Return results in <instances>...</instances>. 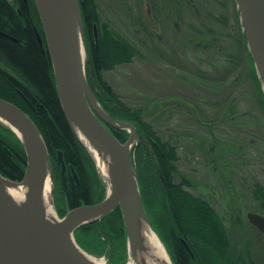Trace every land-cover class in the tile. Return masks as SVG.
<instances>
[{"label": "trees", "instance_id": "1", "mask_svg": "<svg viewBox=\"0 0 264 264\" xmlns=\"http://www.w3.org/2000/svg\"><path fill=\"white\" fill-rule=\"evenodd\" d=\"M179 1L181 4L187 2ZM194 1L199 6L196 2L198 0ZM80 5L88 47L86 72L89 84L107 112L116 119L136 125L144 138V142L137 143L133 149L142 199L153 227L165 243L174 263L264 264L255 257L249 246L235 252L231 233L217 207L189 189L192 183L184 176L182 180H177L181 156L178 143L187 140L188 136L180 135L170 139L162 135L155 120L145 119L143 108L134 109L122 102L103 79L104 72L131 63L136 55L112 34V25L108 18L102 17L97 0H80ZM31 8L30 15L23 8V13L19 14L9 0H0V60L12 70L9 74L0 68V97L18 105L34 120L45 139L52 164H57L58 154L62 152L69 175L62 178V183L58 182L54 193L60 197L63 209L67 212L84 203L101 201L106 195V186L98 175L92 156L64 115L41 19L36 6L32 4ZM184 8L181 6L178 14L181 22L185 21V13L188 11ZM235 11L237 16V8ZM38 31L44 45L39 41ZM194 33L202 35L198 30ZM215 34L213 45L224 47L225 41H217ZM242 38L244 58L264 106V94L243 32ZM232 44L233 50L226 47V51L234 61L236 42ZM118 131L121 141H126L130 133L126 129ZM25 163L23 144L15 133L0 124V173L13 180H21ZM60 168L55 169L53 165L54 176L58 179ZM72 170L80 186L74 180ZM68 180L71 181V190L66 186ZM251 195L264 215V183L254 182ZM238 221L241 222L240 218ZM75 237L88 253L105 255L111 264H125L128 259L127 233L120 208L103 217L100 222L93 221L78 227Z\"/></svg>", "mask_w": 264, "mask_h": 264}, {"label": "rangeland", "instance_id": "2", "mask_svg": "<svg viewBox=\"0 0 264 264\" xmlns=\"http://www.w3.org/2000/svg\"><path fill=\"white\" fill-rule=\"evenodd\" d=\"M97 1L102 17L108 18L112 27L148 56L146 59L136 54L131 63L104 72L103 79L122 102L134 109L143 108L145 119L155 120L165 137L178 138L181 132L208 133L206 137L197 134L183 142L177 180L184 176L192 183L189 189L206 196L217 207L229 228L235 252L249 246L264 263V235L248 218L249 212L263 214L251 195V185L256 181L264 183V106L244 58L242 27L235 15L236 0H209L215 2L213 7L208 3L211 22L217 26L210 32L229 38L224 49L233 50L232 42H236L234 61L227 56V69L224 61L216 66L206 63L204 68L195 61L187 65L190 57L177 56L171 51L172 46L168 48L171 56L162 55L156 37H147L143 28L140 0ZM218 4L222 6L219 8ZM219 19L224 23L220 27ZM235 31L238 37L232 35ZM226 71L227 78H222ZM192 142L199 149L197 162L192 158ZM58 198L56 211L63 217L68 211ZM93 256L111 264L105 255Z\"/></svg>", "mask_w": 264, "mask_h": 264}, {"label": "water", "instance_id": "3", "mask_svg": "<svg viewBox=\"0 0 264 264\" xmlns=\"http://www.w3.org/2000/svg\"><path fill=\"white\" fill-rule=\"evenodd\" d=\"M236 3L245 41L264 94V0H236ZM35 4L52 59L62 110L76 136L92 156L99 177L106 186V196L97 203H84L69 209L63 217L58 216V224L51 226L35 203L39 196V186L32 180L39 149L43 147L52 170L54 200L55 182L47 144L27 112L0 97V124L15 133L26 153V168L22 179L13 180L0 173V186H15L25 181L30 184L29 206L25 210L0 192V264H97L88 258L92 254L76 241L75 230L89 222H100L117 208L121 209L127 233L128 263L135 255L133 250L140 234V217L158 235L142 199L138 171L132 156L134 146L144 142V138L136 125L116 119L107 112L89 84L86 72L88 47L80 0H35ZM71 13L79 25L85 50L84 60L79 56ZM110 31L132 54L143 57L141 50L118 29L111 27ZM38 36L43 44L41 35ZM95 38L97 41L96 26ZM111 127L128 130V139L120 141ZM94 152L99 156L104 154L110 157L107 162L109 183L100 172ZM58 163L62 165L63 171L66 170L61 151ZM73 173L79 183L74 170ZM248 218L264 233V215L250 212ZM158 237L163 243L161 237ZM169 257L172 264H175L170 254Z\"/></svg>", "mask_w": 264, "mask_h": 264}, {"label": "flooded vegetation", "instance_id": "4", "mask_svg": "<svg viewBox=\"0 0 264 264\" xmlns=\"http://www.w3.org/2000/svg\"><path fill=\"white\" fill-rule=\"evenodd\" d=\"M186 1H187L186 3L181 4V2L179 0H140L139 6L142 10V15H143V24H144L143 28H145V32L147 33V37H151V36L156 37L155 39H157L158 45L162 48V55L165 54L164 56H166V55L171 56L169 54L170 50L168 48H170V46H172L173 48L171 51H173V53L176 54L177 56H180L181 54H184V55L186 54L187 57H190L185 62V64H187V65H189L188 62H192V61L194 62L195 61V62H198L200 64V66H202V68H204L206 66V63H207V65H210V66L213 65V63H214L216 66L217 64L223 65V61H224V62H226L224 67H225V69H227V61H228L227 60V56H228L227 54L228 53L226 51L227 49H224V47L222 45H220L219 47H215L212 43L213 33L210 32V30L212 31L213 28L217 29V26H215L216 24L213 25L211 22L212 11L209 12V9H208V3H211V2L209 0H198L196 2L199 4V6H197V4L194 3L195 2L194 0H186ZM9 2L15 6V10L19 14L23 13V11H22V8H23L26 10V13H28V15H30L31 9H32L31 8L32 4H34L36 6L35 0H9ZM210 5L212 7L215 6V2H212ZM181 6H185L184 9H188V11H186V13H185L186 19L184 22H181L179 20L180 17L178 16ZM217 6L220 8L222 5L219 6V4H218ZM221 15L223 16V12H221ZM235 15H236V12H235ZM238 16H239V14L236 16L237 17V23L239 22L241 24L240 18H238ZM220 18H222V17H220ZM191 19H193L194 21H191ZM222 24H224V23L219 19V21L217 22V25L220 27V25H222ZM238 27H240V26L238 25ZM197 30L202 35H199V36L196 35V33H194V32H197ZM39 34L41 35V33L38 31L37 36ZM232 35H234L236 37L239 36V35L237 36L236 31L232 32ZM41 37H42V35H41ZM38 38H39V36H38ZM215 39L217 41H222V40L227 41L228 40V38L226 36H221L218 33L215 34ZM42 40H43V38H42ZM45 40H46V38H45ZM207 41H209V43ZM41 45H44V43ZM166 50H168V51L166 52ZM156 55H158V54H156ZM143 57L146 59L148 58V56L144 53H143ZM213 58H215V59L213 60ZM223 58H225V60H223ZM216 59H218V60H216ZM201 64H203V65H201ZM0 68L4 71L8 72L9 74L12 73L11 68L2 60H0ZM204 73L207 74L206 72H204ZM208 73L210 74L208 76L211 77L212 76L211 72H208ZM225 77L227 78V71L222 78H225ZM96 98H97V96H96ZM97 100H98V98H97ZM102 107H103V105H102ZM111 129L115 133V135L118 137V139L121 141L120 132L118 131V129L115 127H111ZM197 134L201 135L203 137H206L208 133H204L202 131H199L198 133H196L195 131H192V132H189L186 134H184L183 132L180 133L181 136H188L189 140L193 139V137L196 136ZM122 142H125V141H122ZM182 144H183V142H181V140H180L178 143L180 152L183 151V149L185 147ZM191 147L193 149V157L192 158L195 160V162H197L196 158H197V153H198L199 149L197 148V145L194 142H192ZM224 148H226V146ZM209 149L211 150L212 147L210 146ZM133 161H134V156H133ZM57 164L59 166H61V168L59 169L60 170V172H59L60 176H58L60 180L55 177V192H56V187L58 186V182L59 181L61 182L62 178L69 175L68 167L66 166V170L63 171L62 165L58 163V158H57ZM57 164H55V163L53 164L55 169H57L59 167ZM73 176H74L73 177L74 180L77 182L74 173H73ZM77 184H78V186H80V184L78 182H77ZM66 186H68L69 189L71 190V181L70 180L67 181ZM202 196H204V195H202ZM54 197H55V205L57 208H59L58 207V200H57L58 196H57V194L54 193ZM204 198L207 199L206 196H204ZM59 213H61V212L59 211ZM62 215H64V214H62ZM259 232H261L264 235V233L261 230H259Z\"/></svg>", "mask_w": 264, "mask_h": 264}, {"label": "bare ground", "instance_id": "5", "mask_svg": "<svg viewBox=\"0 0 264 264\" xmlns=\"http://www.w3.org/2000/svg\"><path fill=\"white\" fill-rule=\"evenodd\" d=\"M71 16L72 30L74 31L73 33L78 46L79 56L80 59L84 60L85 50L79 25L75 15L71 13ZM82 138H84V136H82ZM95 156L102 176H104L109 183L107 162L110 157H105L106 155L104 154L99 156L97 153H95ZM32 180L39 186V196L35 203L40 212L45 216L46 220L54 227L60 222V219L57 215L53 200L52 170H50V163L43 147H40L39 149L38 161L34 168ZM29 190L30 184L28 181L15 186H6L4 184L0 186V192L12 199L20 208L24 210L29 206ZM139 224L140 234L133 250L135 255L128 261L127 264H172L166 248L159 239L158 235L151 228L150 224L143 217H140ZM88 258L97 264H108L102 257L98 258L90 255Z\"/></svg>", "mask_w": 264, "mask_h": 264}]
</instances>
